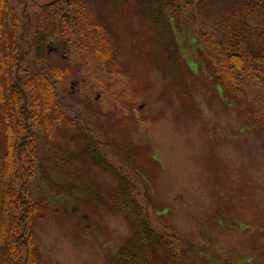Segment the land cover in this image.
<instances>
[{
	"label": "rangeland",
	"instance_id": "rangeland-1",
	"mask_svg": "<svg viewBox=\"0 0 264 264\" xmlns=\"http://www.w3.org/2000/svg\"><path fill=\"white\" fill-rule=\"evenodd\" d=\"M48 1L11 0L9 18L20 15L23 7L38 12ZM82 1L99 21L107 20L106 2ZM221 1L201 5L200 17L217 33ZM112 14L117 23L113 47L125 73L135 75V48L138 57L154 48L161 50L156 60L166 59L161 33L140 11L118 4ZM175 35L182 70L176 81H169L155 66L135 67L137 87L125 88V78L106 79L98 68L84 66L78 55L66 58L61 46L48 59L72 70V77L58 84L59 93L80 116L97 121L112 145L108 160L116 164L134 155L139 178L124 168L144 195L138 202L157 228L166 226L176 234L189 264H263L264 125L253 119L244 101L210 86L196 45L187 36ZM95 77L103 83H96ZM251 96L259 100L262 93ZM66 141L64 136L61 143ZM38 144L42 157V140ZM3 145L0 131V154ZM89 169L102 198L111 204L117 182L90 165ZM33 192L51 203L33 225L40 264H109L132 235L122 216L111 217L86 201L48 197L39 178Z\"/></svg>",
	"mask_w": 264,
	"mask_h": 264
},
{
	"label": "trees",
	"instance_id": "trees-1",
	"mask_svg": "<svg viewBox=\"0 0 264 264\" xmlns=\"http://www.w3.org/2000/svg\"><path fill=\"white\" fill-rule=\"evenodd\" d=\"M94 1L106 2L109 16L105 22L82 0H49L34 13L23 7L12 19L11 0H0V131L4 141L0 154V264H40L33 225L51 203L33 192L37 178L55 201H86L127 221L132 235L109 264H189L176 234L166 226L157 228L147 208L138 202L144 195L125 172L126 168L139 178L134 155L117 159L116 164L108 160V146L112 145L97 121L80 116L75 105L59 93L58 84L71 78L72 70L65 63L53 64L48 56L61 46L66 58L78 55L85 60L84 66L98 68L106 79L125 78V88L137 87L135 67L155 66L169 81H176L182 75L176 32L196 45L199 65L210 86L230 99L244 101L248 113L264 125V0H222L219 33L200 17L202 1L212 0ZM118 4L132 5L161 33L165 60L155 58L161 50L152 48L138 57L135 48V75L124 72L113 47L117 23L112 13ZM187 71L191 73L190 68ZM95 81L103 83L96 77ZM260 92L259 100L251 96ZM89 165L117 182L111 204L96 188Z\"/></svg>",
	"mask_w": 264,
	"mask_h": 264
}]
</instances>
